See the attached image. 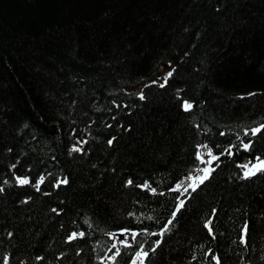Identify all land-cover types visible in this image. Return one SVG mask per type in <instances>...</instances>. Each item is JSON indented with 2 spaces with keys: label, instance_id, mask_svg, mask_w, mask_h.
Returning a JSON list of instances; mask_svg holds the SVG:
<instances>
[{
  "label": "trees",
  "instance_id": "trees-1",
  "mask_svg": "<svg viewBox=\"0 0 264 264\" xmlns=\"http://www.w3.org/2000/svg\"><path fill=\"white\" fill-rule=\"evenodd\" d=\"M261 124L264 0H0V264H264Z\"/></svg>",
  "mask_w": 264,
  "mask_h": 264
},
{
  "label": "snow or ice",
  "instance_id": "snow-or-ice-1",
  "mask_svg": "<svg viewBox=\"0 0 264 264\" xmlns=\"http://www.w3.org/2000/svg\"><path fill=\"white\" fill-rule=\"evenodd\" d=\"M173 71H174V69H173ZM173 71H169V72L165 75V77L163 78V81H164V82L159 84V86H160L161 88H163V87L168 83V78L171 77V76L173 75ZM151 83H152V84H156L157 81H152ZM148 86H150V85H146L145 87H148ZM249 95H256V94H255V93H249ZM139 97H140V99H144V98H145V97H144V94H143V90H141V92L139 93ZM182 106H183V108H184L185 111H188V110L192 109V107H193V105H192L190 102H188V101H184ZM262 130H264V124H261V125L258 126V127H254V128H252V129H250L249 132H245V135L248 136L249 133H250L251 136H256L257 134L261 133ZM223 134H224V133H221V135H223ZM113 139H114V138H113ZM86 142H87V141H78L79 144H83V143H86ZM112 142H113L112 140H109V141H108L109 144H111ZM200 147L205 148V149L207 150V154H208V156L210 157V159L207 161V164L210 165L213 161H217V160L219 159L218 156L212 154V149L209 148L208 145H202V146H200ZM242 147H243V149L246 150V151H247V150H250V149L253 147V141H252V140H248L247 143H244V142L242 141ZM81 150H82V149H81L80 147H77L76 145H73V147L70 149V154H71V152H73V151L78 152V151H81ZM225 151H228L229 154H231V149H230V148H229V149H226ZM196 157H197L198 160L201 161V163H204V162H205V161L203 160V157H202V155H201L200 152H197V153H196ZM256 159L259 161V163L256 164V165H253V166H252V167L255 169V171H252V170L245 171V173H244V178H248V177H250V176H252V175H255V172H258V171H264V160H260L259 157H257ZM217 166H218V165H217ZM13 167H14V165H13ZM244 167H245V168H248L247 165H245ZM197 171L203 173V175H197L196 178H195L196 181H198L199 183H198V184L195 183V182H193V183H189V184L187 185V187H184V192H185V193H188V192H189V189H191V190L194 192V191L196 190V188L199 186V184H203L204 181H206V180H208V179L210 178L211 173H212L213 171H215V169H214V168H210V167H204L203 169H197ZM44 179H45V178H44L43 176H41V177L39 178L38 182L36 183V185H34V186L37 188V190H39V185H40L41 183L44 182ZM186 179H191V177H188V178H186ZM18 182H19L21 185H24V184H28V183H29V180L26 179V178H20V179L18 180ZM67 183H68L67 178H64V179H62V180H57V183H56L55 186H56V187H59L60 184H67ZM133 183H134V182H133V180H131V179H129V180L127 181V184H129V185H131V184H133ZM139 186L144 187V188H149V187H150V185H149L147 182H145L143 185H139ZM181 187H183V181H181L179 184H177V185H176V188H175V189H172V190H173V191H176V190H178V189L181 188ZM3 190H4L3 187H0V192H2ZM152 191L155 192V189H152ZM189 195H190V193H189ZM184 203H185L184 200H180V203H179V205L177 206L176 211L172 213L173 219H174L175 216H176V212H178V211L180 210V208H182V207L184 206ZM53 211H56V210L53 209ZM213 215H215V210H213ZM168 223L171 224V223H172V220H169ZM211 224H212V221L209 220V221L207 222V224L205 225L206 227H208V229H209V233H210V234H211V232H212ZM243 232L245 233V235L247 234V232H248V226H247V224H245L244 229H243ZM9 235H11V233H9ZM79 235H80V236H84V233L81 232V233H79ZM76 236H77V233H72V234L68 237V239H69V240H72V239L76 238ZM242 241H243V238H242ZM158 243H159V242L157 241V244H158ZM113 247H115V245H113ZM153 251H154V249H153ZM117 254H118V253H117ZM138 255H139V253H138ZM142 255L147 256V255H148V252H143ZM214 259H216L217 264H220L219 258L214 257ZM4 264H8L7 259H5Z\"/></svg>",
  "mask_w": 264,
  "mask_h": 264
},
{
  "label": "rangeland",
  "instance_id": "rangeland-1",
  "mask_svg": "<svg viewBox=\"0 0 264 264\" xmlns=\"http://www.w3.org/2000/svg\"><path fill=\"white\" fill-rule=\"evenodd\" d=\"M167 74V71L163 72V77H165V75ZM202 145H208L207 143H202L201 145L198 146V151L197 152H200L202 157H203V160L205 161L204 163H201V161L199 160V166L197 168H195L193 170V172L188 176V177H191V179H184L182 180L183 181V187L179 188L178 191L183 194L185 193L184 192V187H187V185L189 183H199L198 181H196V176L197 175H203L202 172H198L197 169H203L204 167H210L212 168V163L209 165L207 164V161L210 159V157L208 156L207 154V150L203 147H200ZM209 147V146H208ZM213 154V153H212ZM214 155V154H213ZM259 162H255L253 164H250L248 163L247 161L244 163L245 165L248 166V168H245L246 171L248 170H252V171H255V169L252 167L253 165H256L258 164ZM187 177V178H188ZM180 183V182H179ZM178 183V184H179ZM174 188H176V185L174 186ZM134 231H130V230H119V231H114V232H111L109 234L113 244H129L131 243L132 241V238H133V235H134ZM139 253V255H138ZM143 251L141 250H138L134 256L132 257V260H131V263L132 264H144V255H142Z\"/></svg>",
  "mask_w": 264,
  "mask_h": 264
}]
</instances>
